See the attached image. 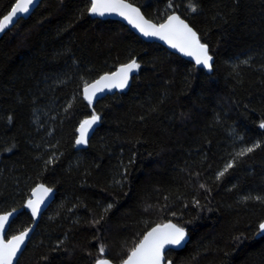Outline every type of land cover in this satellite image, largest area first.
<instances>
[{
    "label": "trees",
    "instance_id": "obj_1",
    "mask_svg": "<svg viewBox=\"0 0 264 264\" xmlns=\"http://www.w3.org/2000/svg\"><path fill=\"white\" fill-rule=\"evenodd\" d=\"M15 1L0 0V19ZM125 1L155 23L177 13L212 71L91 18L88 0H42L6 30L0 214L23 209L39 184L55 191L16 264H122L167 222L188 239L166 263L264 264V0ZM132 60L128 90L84 100L85 85ZM93 114L99 126L77 151L76 129ZM31 223L23 209L6 239Z\"/></svg>",
    "mask_w": 264,
    "mask_h": 264
},
{
    "label": "snow or ice",
    "instance_id": "obj_2",
    "mask_svg": "<svg viewBox=\"0 0 264 264\" xmlns=\"http://www.w3.org/2000/svg\"><path fill=\"white\" fill-rule=\"evenodd\" d=\"M35 2L36 0H16L9 14L0 19V32L4 31L9 24L13 23L14 17L19 19L17 16L18 13H28L30 6L34 5ZM106 11L117 12L119 15L128 18L130 22H135L136 20L141 21L142 23H136V27L140 28V31L144 35L158 36L160 39L167 40L173 48L178 47L180 51L185 52L187 55L195 54L197 64H203L204 67L211 68L210 61L212 57L208 54L207 46L200 43L197 33L178 16H169L166 23L160 24L157 27L154 24H149L147 21H144L138 9L133 8L130 4L124 3V0H91L90 12L92 14L103 16ZM192 11L195 12L196 8L192 7ZM138 68L139 65L135 60H132L111 76L105 75L101 77L94 84L84 88L85 99L91 103L97 91H103L104 88L125 87L129 73ZM99 119V116L93 114L90 119H85L80 124V137L76 141L78 145L87 142L89 129ZM261 127H264V124ZM251 151H253L252 148H247L238 153V155H244L246 152ZM230 167H232L231 164L227 165L225 171ZM219 175L223 176L224 173L221 172ZM201 187H204V185H201ZM39 190L48 191L47 189ZM28 207L32 209V214L35 216L39 211V201L29 200ZM10 215L11 213L0 215V233L4 231ZM259 228L261 231H264V223H261ZM27 235V232H23L18 236H13L7 243L0 239V264H13V259L16 258L17 252L20 250V246L23 244ZM184 236V230L171 223L164 225L163 228H154L131 251L128 258L123 261V264H161L164 246L168 244L179 245L184 240ZM99 251L103 254L104 248L101 247ZM97 264H109V262L106 259H102L98 260Z\"/></svg>",
    "mask_w": 264,
    "mask_h": 264
},
{
    "label": "water",
    "instance_id": "obj_3",
    "mask_svg": "<svg viewBox=\"0 0 264 264\" xmlns=\"http://www.w3.org/2000/svg\"><path fill=\"white\" fill-rule=\"evenodd\" d=\"M41 1H42V0H36L35 4L32 5V6H30V10H29L28 13H24V14H19V13H18L17 16L19 17V19H17V18L14 17V18H13V23L9 24L8 27H6V28L4 29V31L0 32V38L2 37V35L4 34V32H5L6 30H10V29H12V28H13V27H14V26H15L20 20H26V19H28V18L30 17V15L33 13V11L39 6V4L41 3ZM88 1H89V3H90V7H89V11H88V13H89V16H90L91 18H93V19H100V20H103V21H105V20H110V21H116V22H119V23H121L122 25H124L129 31H131L133 34H135L137 37H139L143 42L159 44V45L162 46L164 49H166L168 52H170V53H172V54H174V55H177L178 57H180V58H182V59H184V60H186V61L192 63L194 66H196V67L202 69V70L205 71L207 74H210V73H211V71H212V64H213V57H212L211 55H210V56L212 57V60L210 61L211 68L204 67L203 64H197V63H196V56H195V54H193V55H187V54H185V52L180 51V49H179L178 47H177V48H173V47L171 46V44H170L167 40L160 39L158 36H151V35L146 36V35H144L143 32L140 31V28L136 27V23H142V22L139 21V20H136L135 22H130V20H129L128 18H126L125 16H122V15H119L117 12H108V11H106L105 14H104L103 16H101V15H96V14H92V13L90 12V8H91V0H88ZM15 2H16V1H15ZM15 2H14V4H15ZM124 3L130 4L129 2H127V1H125V0H124ZM14 4L12 5V7L14 6ZM130 5H131L133 8L138 9L139 14H140L141 17H143V20H144V21H147L149 24H154V25H156L157 27H158L160 24L166 23L168 17L171 16V15H175V16H178V17H179V15H178L177 13H172V14L168 15V16L166 17V19H165L163 22H161V23H155V22H153V21H150V20L146 19V18L144 17V15L142 14L141 10H140L138 7H136V6L132 5V4H130ZM12 7H11V9H12ZM11 9L8 11V13H7L6 15L9 14V12L11 11ZM6 15H5V16H6ZM179 18H180L181 20H183L181 17H179ZM1 19H2V18H1ZM183 21H184L186 24H188L185 20H183ZM188 25H189V24H188ZM189 27H191V26L189 25ZM191 28H192V27H191ZM192 29H193V28H192ZM193 31H194V29H193ZM197 36H198V35H197ZM200 43H201V42H200ZM201 44H202V43H201ZM207 49H208V48H207ZM208 54H209V53H208ZM135 61H136V60H135ZM130 62H131V61H130ZM130 62H129V63H130ZM136 63H137V62H136ZM126 64H128V63H126ZM126 64L120 65V66L117 67L113 72L103 74V75H101L100 77H98L97 79H95L94 81H92V82H90L89 84L85 85V86L83 87V89H82V97L84 98V100H85L87 103H89V101H88L87 99H85V95H84V88H85L86 86L91 85V84H94L96 81L100 80L101 77H103V76H105V75H109V76H111L112 74L118 72V71L120 70V68H121L122 66L126 65ZM137 72H138V69H135V70H133L132 72L129 73V78H128V81H127V85H126L125 87H123V88L112 87L111 89H109V88H104L103 91H97V92L95 93V96L93 97L92 102H91L90 104H95L97 101H99L100 99H102V98H104V97H106V96H110V95H113V94H115V93L124 92V91L128 90V88H129V86H130V84H131L132 78L137 74ZM90 118H91V117H88L87 119H90ZM81 123H82V122H81ZM81 123H80V124H81ZM99 123H100V119L97 121L96 124H94V125L92 126L91 129H89V131H88V135H87V142L84 143V144H79V145L76 143L77 139H79V137H80V132H79L80 124L78 125V127H77V129H76V139H75V145H74L75 150L79 151V150L84 149V148L87 146L89 139L91 138V136L93 135V133L95 132V130L97 129V127L99 126ZM38 189H47L48 191H46V192L43 191V190H39V191H38ZM54 196H55V191H54L53 189H51V188L46 187V186L43 185V184H39V185L35 186V187L31 190V192H30V197H29L28 201H29V200H32V201H39V211H38V213H37L35 216H33V214H32V209L28 207V201H27L26 204L24 205V208H23V209H24L25 212H27V213L29 214L32 223H31V225H30L27 229H25V230H23L22 232H20V233L14 235V236H18V235H20V234L23 233V232H27V233H28V235H27V236L25 237V239H24L23 244H21V246H20V250L17 252L16 258L13 259V264H16L17 261L19 260V258H20V256H21L22 252L24 251V249H25L27 243L29 242L30 238L32 237V235H33V233H34V231H35L36 225L38 224L41 215L47 210V208L49 207V205L52 203V201H53V199H54ZM23 209H16V210H12V211H9V212H6V213H3V214H0V215H7L8 213H11V215L9 216V221H8V223L5 225L4 231H3L2 233H0V239H2L5 243H7V241L10 240V239L13 237V236H12L11 238L6 239V234H7V231H8V229H9V226H10L11 222L13 221V219H15V218L17 217V215H18ZM169 223H171V222H167V223H164V224H161V225L153 226L152 228H150V229L144 234V236H143V238L141 239V241H142V240L144 239V237H145L149 232H151L154 228H163L164 225L169 224ZM171 224H173V223H171ZM174 225H175V224H174ZM184 232H185V231H184ZM187 239H188V237H187V234L185 233L184 240L181 241V243H180L179 245H171V244L165 245V246H164V249H163V251H162L163 259L161 260V264H170V263H168V262H167V263L165 262L164 254H165L169 249H174V250H181V249H183L184 246H185V244L187 243ZM141 241H140V242H141ZM140 242H139V243H140ZM139 243H138V244H139ZM138 244H137V245H138ZM137 245H136V246H137ZM136 246H135V247H136ZM130 254H131V252H130ZM130 254H129V255H130ZM129 255H128V256H129ZM127 258H128V257H127ZM127 258H126V259H127ZM126 259H125V260H126ZM106 260L109 262V264H113V263H111L108 259H106ZM95 264H97V262H96ZM122 264H123V263H122Z\"/></svg>",
    "mask_w": 264,
    "mask_h": 264
},
{
    "label": "rangeland",
    "instance_id": "obj_4",
    "mask_svg": "<svg viewBox=\"0 0 264 264\" xmlns=\"http://www.w3.org/2000/svg\"><path fill=\"white\" fill-rule=\"evenodd\" d=\"M264 223V222H263ZM264 231H261L260 228L258 230V234H262Z\"/></svg>",
    "mask_w": 264,
    "mask_h": 264
}]
</instances>
